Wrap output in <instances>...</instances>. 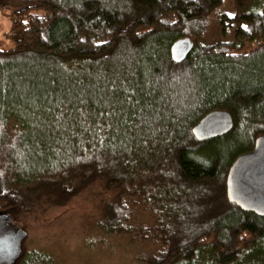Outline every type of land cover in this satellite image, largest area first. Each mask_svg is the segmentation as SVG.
I'll use <instances>...</instances> for the list:
<instances>
[{
    "label": "trees",
    "instance_id": "1",
    "mask_svg": "<svg viewBox=\"0 0 264 264\" xmlns=\"http://www.w3.org/2000/svg\"><path fill=\"white\" fill-rule=\"evenodd\" d=\"M0 2L19 7L0 47V212L14 222L97 186V229L154 245L139 264H264V217L227 195L231 164L264 135V9L234 0L233 37L206 43L223 0ZM213 109L234 126L200 141ZM23 251L17 264H57Z\"/></svg>",
    "mask_w": 264,
    "mask_h": 264
},
{
    "label": "rangeland",
    "instance_id": "2",
    "mask_svg": "<svg viewBox=\"0 0 264 264\" xmlns=\"http://www.w3.org/2000/svg\"><path fill=\"white\" fill-rule=\"evenodd\" d=\"M18 8L16 3L0 2L1 48H11L15 44L9 37V30L13 13ZM249 8L263 10L264 0H252ZM235 12L234 0H223L206 31L204 42L213 43L223 37L232 38L235 24L230 25L224 15L232 16ZM224 26L226 35L223 32ZM102 199L103 194L95 186L83 190L65 205H54L45 199L30 210L15 214L13 223L27 232L22 250L44 248L53 254L57 264H139L135 254L142 249L152 250L154 245L133 241L127 235L101 233L96 222L102 212ZM101 238L102 242L99 241ZM93 240L97 245L87 246L86 242Z\"/></svg>",
    "mask_w": 264,
    "mask_h": 264
},
{
    "label": "water",
    "instance_id": "3",
    "mask_svg": "<svg viewBox=\"0 0 264 264\" xmlns=\"http://www.w3.org/2000/svg\"><path fill=\"white\" fill-rule=\"evenodd\" d=\"M195 40L190 36L175 40L171 46L174 61H183ZM234 121L226 109H213L193 127V134L208 140L232 130ZM227 195L245 211L264 217V135L257 138L254 148L237 156L227 175ZM25 229L12 222V216L0 212V264H15L22 255Z\"/></svg>",
    "mask_w": 264,
    "mask_h": 264
}]
</instances>
